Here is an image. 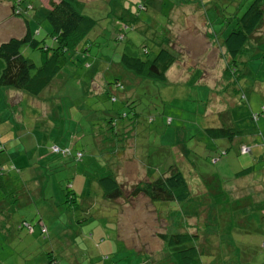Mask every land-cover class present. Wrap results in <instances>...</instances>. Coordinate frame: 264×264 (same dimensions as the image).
<instances>
[{"label": "rangeland", "instance_id": "1", "mask_svg": "<svg viewBox=\"0 0 264 264\" xmlns=\"http://www.w3.org/2000/svg\"><path fill=\"white\" fill-rule=\"evenodd\" d=\"M40 1L25 0L21 5L27 8L25 16L36 39L51 44L46 6ZM80 1L81 12L96 20L90 55L73 56L74 62L68 61L50 88L37 96L0 87L1 263L46 264L48 252L56 256V264H132L144 253L151 262H159L164 252L158 234L172 226L166 217L170 209L175 211L171 220L182 210L199 216L198 228L195 218L187 219L186 230L198 229L200 255L194 264H264V214L258 210L264 207V22L261 38L236 58L237 72L228 80L221 74L228 56L206 35L209 31L221 42L253 0H157V23L166 25L171 14L166 43L177 60L167 82L156 80L137 88L134 106L140 121L132 142L140 158L121 157L113 166L127 196L132 185L147 178L145 167L155 172L165 169L166 163L177 164L195 195V203L182 204L152 203L142 194L115 203L101 196L94 179L113 167L96 146L98 134L107 130L102 109L123 113L128 108L107 96L95 99L87 94L93 70H105L107 58L119 57L125 45V52L142 57L143 46L149 53L157 46L149 40L150 30L139 36L130 29L123 40L114 39L118 21L113 3L130 2L134 9L133 0ZM146 2L151 13L152 0ZM10 5V0H0V43L24 32L23 17L13 15ZM195 7L207 20L208 30ZM22 52L40 65L43 51L24 46ZM3 66L0 59V73ZM107 78L114 76L108 72ZM224 108L230 116L227 126L241 134L233 140L205 136L204 128L214 127V114ZM260 111L253 120L252 114ZM243 144L249 153H240ZM53 146L82 149L84 155L75 160L54 154ZM128 149L126 157L132 156ZM219 149L227 154L218 155ZM213 159L217 163H211ZM252 165L251 175H234ZM67 188L75 193L74 202L66 201Z\"/></svg>", "mask_w": 264, "mask_h": 264}, {"label": "trees", "instance_id": "2", "mask_svg": "<svg viewBox=\"0 0 264 264\" xmlns=\"http://www.w3.org/2000/svg\"><path fill=\"white\" fill-rule=\"evenodd\" d=\"M23 1L25 0H10L12 14L23 17L25 30L20 37H11L5 42L0 43V59L4 61V66L0 73V87L23 91L29 95L37 96L50 88L52 82L68 61L72 60L74 62L73 56L79 54L77 57L82 59L90 55L91 45L96 43L94 39L90 38V32L96 28V20L81 12L82 2L80 0H48V6L45 9V18L50 25L49 34L51 36V44H46L44 41L42 42L36 39L33 33L27 28L28 20L25 15L28 13L27 8H22L21 3ZM113 5L112 14L118 21V29L114 39L117 41L123 40L130 29L134 30V33L139 36H146L147 30H150L151 38L149 40L157 46V49L149 53L148 49L143 46L145 56H133L125 52L128 47L125 45L119 57L113 55V57L107 58L108 65L105 64L107 66H105V70L103 69L104 67H101L99 70L96 67L93 70L90 80L91 86H88L87 94L93 96L95 99L101 96H107L110 101H120L128 108L123 113L112 112L108 108L102 109V112L106 114V118L104 117V119L106 120L105 123L107 126L105 125V127H107V130H101L103 134H98L100 138L97 140L98 143L96 146L101 147L99 151L103 153L101 154L103 160L111 166H113L115 161H119L121 157L125 159L140 158L137 148L133 149L134 143L132 142V139L135 138V133H133L134 128L140 121L139 113L135 109L136 106H134V95L136 94L137 88L146 86L150 82L156 80L167 82V73L177 60V56L171 51V47L167 44L168 42L166 43V37L169 34L167 23L171 20V14L166 25L161 26L158 24L159 17L155 16L158 13L157 0H152L151 5H154V8L151 13H148L149 7L146 0H133L132 6H134V9L130 6V2L129 6H121L117 3H113ZM154 9H157V12ZM195 11L197 15L200 14L199 17L201 16L204 19L208 30V22L200 13V9L195 7ZM143 13L147 14L143 16L141 15ZM263 22L264 0H253L237 18L234 26L221 42L215 41L214 35L209 31L206 33V35L212 38V42L219 49H224L223 55L225 56L227 54L228 56L221 73L224 79L228 80L236 74L238 63L236 58L250 50L249 43L259 41V38L262 36L259 31L262 30ZM156 23L159 28L156 27ZM129 43L132 44L130 39ZM24 46L43 51L40 65L37 66L23 54L22 47ZM81 64L85 66L86 61H82ZM108 72L114 78L108 80ZM117 72L119 73L117 74ZM242 74L243 72L238 77H241ZM238 80L239 78H235L234 81L237 82ZM93 81L96 82L95 85H92ZM226 86L227 84H224L221 89L224 90ZM262 111H264V107H262ZM262 111L260 113H253L252 119L255 120ZM213 118H216L214 120L215 126H206L204 128L205 136L211 139L228 138L229 140H233L236 135L241 134L240 130L227 126L230 122L227 108L216 111ZM152 120L153 118L149 117L148 121L151 122ZM138 130H141V128ZM129 139L132 144H129ZM247 146L245 144L241 145L240 153L246 154L242 152V147ZM108 148L112 150H107ZM128 148H131L132 156L129 155V157H126V150H129ZM248 149L247 152L249 153L251 150L249 147ZM50 152L62 156H71L75 160H81L84 155L82 149H74L71 147L53 146L50 148ZM222 154H227V150H220L218 155ZM93 156L96 158L98 155ZM144 161L145 158L142 162ZM211 163H217L216 159H213ZM165 166H167L166 168L164 167L165 169H158L159 171L155 172L150 167L144 166L147 169V178L132 185L129 188L130 192L127 193V196L124 195L122 184L117 180V167L115 166L101 171L94 180L102 190L101 196L111 200L112 203H115L116 199L128 200V198L135 197L139 194L146 196L152 203L157 201L181 204L186 202L195 203L193 201L195 195L181 168L175 163L169 165L166 163ZM253 171H255L253 165L247 166L235 172L234 175L236 177H244L251 175ZM66 191V201L74 202L75 193L73 190L67 188ZM256 204L261 205L259 202H256ZM258 210L264 214L263 206H260ZM168 211V216L166 217L170 219L172 226L166 232L158 234L162 241V250L164 252L159 262H151L150 256L144 253V258L139 256L140 260L132 264L198 263L200 255L196 245L198 229L195 232H190L186 229L188 227L187 219L189 217L197 220L195 228H198L199 216L197 214L185 215L182 210L183 216L178 214L174 216V220H171V215L175 211L171 210V213ZM25 221L23 219L20 222V226H23ZM27 225L28 230L32 231L33 226L31 224ZM262 231V240H264V230ZM101 258L104 259V256ZM56 263V256L52 252H48L46 264ZM108 264L116 263L115 261H111Z\"/></svg>", "mask_w": 264, "mask_h": 264}, {"label": "crops", "instance_id": "3", "mask_svg": "<svg viewBox=\"0 0 264 264\" xmlns=\"http://www.w3.org/2000/svg\"><path fill=\"white\" fill-rule=\"evenodd\" d=\"M43 5H45L46 6V8H47V6H48V0H41L40 1ZM25 26V25H24ZM27 28L31 31V27H30V24H29V21H28V23H27ZM24 30H25V28H24ZM0 262H1V259H0ZM5 264V263H4Z\"/></svg>", "mask_w": 264, "mask_h": 264}, {"label": "built area", "instance_id": "4", "mask_svg": "<svg viewBox=\"0 0 264 264\" xmlns=\"http://www.w3.org/2000/svg\"><path fill=\"white\" fill-rule=\"evenodd\" d=\"M56 150V149H55ZM249 149L248 147H242V152H247ZM262 246H264V240L262 241Z\"/></svg>", "mask_w": 264, "mask_h": 264}, {"label": "clouds", "instance_id": "5", "mask_svg": "<svg viewBox=\"0 0 264 264\" xmlns=\"http://www.w3.org/2000/svg\"><path fill=\"white\" fill-rule=\"evenodd\" d=\"M2 264V263H1Z\"/></svg>", "mask_w": 264, "mask_h": 264}]
</instances>
